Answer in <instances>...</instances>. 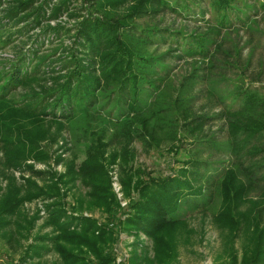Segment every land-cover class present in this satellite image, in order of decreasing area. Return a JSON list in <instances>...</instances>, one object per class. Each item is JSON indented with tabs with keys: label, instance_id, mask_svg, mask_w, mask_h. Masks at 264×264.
<instances>
[{
	"label": "trees",
	"instance_id": "obj_1",
	"mask_svg": "<svg viewBox=\"0 0 264 264\" xmlns=\"http://www.w3.org/2000/svg\"><path fill=\"white\" fill-rule=\"evenodd\" d=\"M207 1L221 25L229 24L232 14L241 18L236 13L242 8L235 0ZM189 3L187 0H15L2 10L0 48L12 42L16 35L35 28L39 31L35 39L31 38L33 41L19 47L8 58L0 73V182L6 179L5 185H0V234L21 245L36 218L23 217V201L53 196L45 204L44 220L52 226V233L35 235L21 260H33L53 249L63 264H113L107 246L115 239L116 227L112 224L118 222L126 230H142L152 239L153 256L145 248L139 249L140 252L135 249L130 264H170L177 255L180 240L185 241L193 233L194 229L179 212L180 202L191 194L198 198L195 204H205L209 200L206 187L194 185L184 166L178 167L177 172L147 176L141 167L127 163L132 151L110 147L112 141L105 137L92 140L79 163L74 159L67 161L66 172L56 180L38 185L30 176L21 184L10 171L27 156H46L47 151L40 149L41 141L55 139L65 121L81 113L105 112L114 120L113 124L125 127L122 133L131 130L127 123L136 117L140 128L132 133L145 145L171 141L173 146L174 139H178L176 126L182 117L181 106L191 99L190 87L194 81L189 77L181 81L171 105L162 108L173 109V115L166 110L161 115H157L159 112L147 115L140 110L149 109L150 98L155 101L162 80L170 75L169 61L173 56L205 55L210 51V41L205 39L206 35H191L194 43H190L181 29L171 31L130 19L164 6L182 11ZM247 5L245 1L244 6ZM124 7L122 11L120 8ZM63 14L73 21L44 24L46 18H59ZM16 23L22 24L13 28ZM68 34L71 41L63 55L64 72L53 77L54 85L33 90V84L44 81L46 59L39 55L38 47L47 38L53 40L54 36ZM167 40L176 47L162 53L147 49ZM166 54L175 55L165 57ZM233 94L235 99L242 98L239 109L245 110L236 114L237 109H233L228 113L230 146L225 148L233 154V160L217 176L220 203L213 218L222 231L225 264H260L264 262V225L259 205L264 199V137L256 146L253 139L264 132V99L257 98L256 91L248 87H237ZM253 114H258L257 118ZM117 159H121L119 172L125 195L130 196L125 216L117 213L119 202L107 172V166ZM190 161L195 166L200 159ZM77 179L89 187L86 193L75 190ZM59 181L65 185L63 192L57 184ZM261 183L260 195L251 198L249 194ZM70 190L75 195L72 211L63 200ZM247 203L249 207L252 204V211ZM82 209H99L107 219L99 223L96 217L81 212ZM239 234L243 237L238 248L235 239Z\"/></svg>",
	"mask_w": 264,
	"mask_h": 264
},
{
	"label": "rangeland",
	"instance_id": "obj_2",
	"mask_svg": "<svg viewBox=\"0 0 264 264\" xmlns=\"http://www.w3.org/2000/svg\"><path fill=\"white\" fill-rule=\"evenodd\" d=\"M14 1L0 0V15L2 10L12 5ZM187 1L190 2V6L182 11L164 6L157 11L143 13L136 19L133 17L130 19L168 28L171 31L181 29L185 37H189L190 43H194L192 38L194 35H206L205 39L210 41L211 45L208 46L210 51L205 55L191 53L179 57L173 56L169 61L170 75L162 80L155 101L153 102L150 98L149 109L140 110L147 115H153L155 112L161 115L165 110L170 116L173 115V109L162 108L171 105L181 81L188 80V77L194 81L193 87H190L191 99L181 106L182 117L180 124L176 126L178 139H174L173 146H170L171 141L162 142L159 145L154 143L145 145L137 135L132 133L140 128V121L136 117L127 123L130 124L131 130L126 132L124 130L122 133L125 127L113 124L114 120L105 112H92L88 115L81 113L70 121H65L64 127L55 139L45 138L41 141L40 149L47 151L46 156L42 158L27 156L20 165L11 167L10 171L21 184H24V179L30 176L38 185L51 179L56 180L58 175L66 172L67 161L74 159L76 163H79L85 157L86 149L91 141L100 136L112 141L110 147L132 151V157L127 163L141 167L147 176H162L177 172L178 167H187L186 175L190 177L194 185L202 184L206 187L209 200H206L205 204L202 202L195 204L198 198L191 194L181 200L179 212L186 217L194 231L186 238L187 242L183 241V238L180 240L177 255L170 264H225L227 257L223 252L222 231L213 218L218 212L220 203L217 176L222 168L233 160V154L225 148L230 146L227 130L230 117L228 113L233 109H237L234 110L236 114L245 110L239 109L242 107L243 100L240 97L234 98V90L237 87H248L256 91L257 98L264 99V0H235L242 8V11L236 13L241 18H234L235 14H232V21L225 25H221L219 16L207 0ZM245 1L248 3L247 6H244ZM120 9L123 11L126 7ZM58 21L72 22L73 20L69 19L67 14H63L59 18H46L44 24L47 22L55 24ZM21 24L16 23L12 27L17 28ZM38 31L39 28H35L33 31L30 29L28 33H22L23 35H16L12 42L0 48V73L5 69L8 58L12 57L19 47L33 41ZM31 35L33 37H30ZM52 39H45L44 44L42 42V45L38 47L39 55H44L46 59L43 65L44 81L31 84L33 90H38L41 86L54 85L53 77H60L65 70L61 66L64 63L63 55L67 53L66 45H69L71 41V34L54 36ZM170 41L152 44L147 49L156 53L165 52L176 47L170 44ZM172 55L175 54H166L165 57ZM257 115L253 114V118H257ZM257 137L253 139L254 146L258 145V141L264 137V132ZM1 154L0 151L2 157ZM191 158L200 159L195 164L197 167L193 166ZM119 163L121 159L109 164L107 172L111 188L119 202L117 213L125 216L130 196H126L123 189ZM5 183L6 179L0 182V185L4 186ZM57 184L63 192L65 185L60 181ZM76 184L75 190L79 193L84 194L89 190V187L80 179L76 180ZM261 187L263 183L251 191L249 196L251 198L259 196ZM132 195L135 193L132 192ZM52 197L36 196L23 201L21 206L23 217L36 216L34 224L30 230L26 231L27 238L20 241L21 245L11 243L6 236L0 234V264H27L29 261L39 262V264H63L60 256L53 249L33 260H21L24 250L29 243L33 242L35 235L52 233V226L44 223L47 215L45 204L51 201ZM74 198L72 190L63 196V200L66 201L65 207L69 211L73 210ZM251 205L249 207L247 203V207L252 211ZM259 205H261L262 213L261 224L264 225V199ZM81 212L96 217L99 223L107 219V215L99 209H82ZM113 225L116 227L115 239L107 246L113 255V264H130V256L135 249L140 252L139 249L145 248L148 254L153 256L152 239L142 230L137 232L132 231L133 229L126 230L122 223L118 222ZM242 237V234H239L235 239V245L238 248ZM136 241L139 242L135 244Z\"/></svg>",
	"mask_w": 264,
	"mask_h": 264
}]
</instances>
